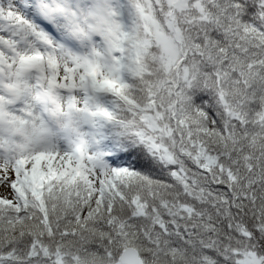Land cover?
<instances>
[{
  "label": "snow or ice",
  "instance_id": "snow-or-ice-1",
  "mask_svg": "<svg viewBox=\"0 0 264 264\" xmlns=\"http://www.w3.org/2000/svg\"><path fill=\"white\" fill-rule=\"evenodd\" d=\"M0 264H264V0H0Z\"/></svg>",
  "mask_w": 264,
  "mask_h": 264
}]
</instances>
